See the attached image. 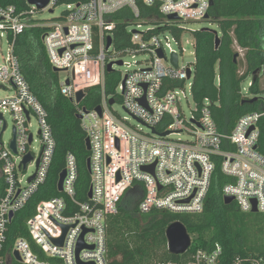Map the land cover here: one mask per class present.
<instances>
[{"label":"built area","instance_id":"obj_1","mask_svg":"<svg viewBox=\"0 0 264 264\" xmlns=\"http://www.w3.org/2000/svg\"><path fill=\"white\" fill-rule=\"evenodd\" d=\"M46 1L47 6L40 11L25 0L28 9L23 11L13 5H0V38H6L8 46L0 65V90L12 91V96L0 99V178L4 184L0 196V264H9L14 252L18 253L22 264H107L106 219L117 214L129 191H132L131 197L139 195L140 214L153 210L199 214L217 160L222 174L230 179L221 190L222 199L233 198L232 203L242 213H251L255 202L257 213H264V157L257 152L258 124L264 118V105L258 111L241 116L227 137L217 130L207 99L196 106L189 120L185 119L180 96L186 98L183 91L186 82L191 92L193 68L180 67L179 55L184 49L178 53L171 47V42L180 46L181 39L169 33L145 38L143 33L127 30L133 47L110 54L109 63L121 61L126 55H148L142 67L120 77L116 89V94L117 90L121 92L122 110L128 117L116 114L112 109L115 102L109 104L113 98L104 95L105 58L113 48L114 15L128 10L133 20L138 19L140 2L155 8L165 24L172 22L167 19L170 15H175L182 23L199 22L208 15L211 0H86L63 4L66 10L58 20L40 26L46 29L42 40L51 68L66 74L64 79H59L61 95L79 105L75 103L77 93L85 94L94 87L100 88L102 93L100 116L94 109L78 112L90 145L88 194L91 192V197L87 194L86 202L76 201L77 165L75 158L68 155L62 171L65 173L62 192H58L61 196L41 201L26 223L31 242L46 260H40L30 242L23 238L16 239L2 256L13 219L10 220L9 215L14 217L23 210L45 184L54 157L55 140L47 112L30 91L13 54L16 37L30 28L29 18L34 19L36 12L53 13L58 7L59 0ZM108 37L111 46L106 50ZM95 41L98 53L93 56ZM159 50L163 58H159ZM172 54L177 55V68L171 63ZM188 70L190 79H187ZM7 117L11 121L12 137L4 142L3 135L9 128ZM32 119L37 122L36 133L31 131ZM164 133L168 134L162 136ZM182 133H186L189 140L174 139ZM13 140L15 152L11 149ZM225 141L234 150H223ZM36 142L39 143L37 154L33 146ZM27 155L32 160L24 168ZM151 166L152 174L142 170ZM29 168L33 171L27 175ZM135 185L141 187L135 188ZM61 238L59 246L54 241ZM80 239L84 247L77 252ZM157 264H264V260L238 257L229 263L224 259L221 246L215 244L210 250H194L183 263Z\"/></svg>","mask_w":264,"mask_h":264},{"label":"trees","instance_id":"obj_2","mask_svg":"<svg viewBox=\"0 0 264 264\" xmlns=\"http://www.w3.org/2000/svg\"><path fill=\"white\" fill-rule=\"evenodd\" d=\"M85 1L59 0L57 6ZM213 1L214 4L208 12L209 21L218 26L221 43L216 49L212 32H192L195 62L191 93L196 106H200L206 99L209 100V109L217 130L227 137L241 116L258 111L264 105L258 97L264 91L260 90L256 77L257 69L261 70L260 74H264V55L260 47L261 38L264 37V0ZM0 5H13L21 11L28 9L24 0H0ZM138 19L151 25L143 33L145 38L169 33L180 40L185 32L182 22L172 21L165 24L155 8L146 7L140 2ZM112 22V47L115 52L122 53L132 48L131 34L127 31L129 25L133 24L130 12H119L112 17ZM29 24L30 28L16 37L13 54L30 91L47 112L55 140V151L45 184L25 208L14 215L9 224L1 255L7 254L16 239L23 238L30 242L32 251L40 260H46L31 242L26 223L33 217L41 201L61 196L56 186L68 155L75 158L77 165L75 199L77 202L87 201L89 151L81 120L77 116L79 109L91 111L101 105L102 93L97 87L88 89L79 105L61 95L59 74L53 72L42 40L46 29L33 18H29ZM233 45L244 51L242 71L234 59ZM97 53L98 45L95 41L92 55ZM109 59L110 53L107 52L105 64L110 62ZM248 77L252 79L248 93L256 98L251 104L248 102L253 98H244L241 87ZM119 82L118 72L104 73V95L112 97L115 103L120 102V96L116 94ZM172 85L182 86L181 83ZM258 128L257 152L264 157V118L260 120ZM222 149L234 150V147H230L225 141ZM216 163L211 186L199 214H177L165 210L140 214L138 202L130 209L121 202L117 214L106 219L107 264L183 263L194 250H210L215 244L221 246L224 259L229 263L238 257L253 256L264 260V213H242L235 203L224 204L221 190L230 179L222 174L219 160ZM3 187L0 180V196ZM174 222L182 223L193 237L189 250L181 256L169 254L166 247L165 230ZM9 264L22 263L12 259Z\"/></svg>","mask_w":264,"mask_h":264},{"label":"rangeland","instance_id":"obj_3","mask_svg":"<svg viewBox=\"0 0 264 264\" xmlns=\"http://www.w3.org/2000/svg\"><path fill=\"white\" fill-rule=\"evenodd\" d=\"M66 10L65 5H60L56 7L53 10V13H49L47 10L43 11L41 13H35L34 19L39 21L41 25L44 24H50L53 23L54 21L58 20L64 11ZM140 25L139 28L137 26ZM181 25L184 27L185 32L182 35L181 41H180V46H175L173 42H171V47L180 53V49H184L183 53H180L179 55V66H187L189 65L190 67L193 68V64L195 62V55H194V39L192 36V32L195 31H201L202 29H208L212 31H216L219 33L218 26L215 23H212L211 21H199V22H184L181 23ZM151 28L150 24H146L143 21H140L139 19H134L133 24L129 25L128 31L132 32L134 30L144 33L147 30ZM219 35V34H218ZM7 43H6V38H0V65L3 64V61L7 55ZM232 51L234 52L236 56V62L240 65V71L243 70V67L241 66V63L244 61V51L240 50L236 45L232 46ZM115 50L114 48H111L109 53L112 54L114 53ZM166 54L168 55V50H166ZM134 56V57H132ZM121 61L124 63L123 66H114L113 69L114 71L118 72L120 74V77L122 78L127 71L140 68L144 64V61L148 59V55L145 53H140V54H134V55H126L120 58ZM127 65H130L127 67ZM261 71V70H260ZM260 71L257 72L256 77L259 80V88L261 91H264V74H260ZM66 77V74L64 73H59V79L62 80ZM252 81L251 77H248L243 83H242V95L244 98H253L248 93V87L250 82ZM183 91L186 95V98L180 96V108L182 111V114L184 115V118L189 120L190 117L192 116L193 112L196 110V105L193 101L188 82L185 83ZM117 94L120 96L121 92L120 90H117ZM12 96V91L11 90H0V99H4L6 97ZM262 101L264 102V92L261 93L258 96ZM113 111L118 114L120 117H128L125 112L122 110L121 102H116L113 107ZM8 122V130L6 133L3 135V141L8 142L11 137H12V125L10 119L7 117L6 118ZM132 125L136 126V123L131 122ZM31 131L33 133H36L37 130V122L35 119H32L31 121ZM36 140L38 139L37 137L35 138ZM174 139H181V140H189V137L186 133H182L180 136H175ZM34 153L37 154V151L39 149V143L36 142L34 145ZM33 171L32 168H29L27 175ZM139 195L135 194L133 197H125L122 201V205L127 207L128 209L131 208V206L135 203L138 202ZM191 239L193 237L190 235Z\"/></svg>","mask_w":264,"mask_h":264},{"label":"water","instance_id":"obj_4","mask_svg":"<svg viewBox=\"0 0 264 264\" xmlns=\"http://www.w3.org/2000/svg\"><path fill=\"white\" fill-rule=\"evenodd\" d=\"M26 3L29 5V6H35L37 10H43L48 2L46 0H25ZM214 4V1L211 0L210 1V7H212ZM49 13H52V11H49ZM168 20L170 21H177L178 18L175 16V15H170L167 17ZM206 21H209V15H206L205 16V19ZM201 31H210L212 32V34L214 35V43H215V47L216 49L219 47L220 43H221V39L218 35V33L216 31H212V30H208V29H202ZM133 33H135V31H133ZM111 46V38H107V42H106V50ZM157 54L159 56V58H163V53L161 50L157 51ZM237 55H234V59L236 58ZM171 63L172 65L174 66V68H177V55L175 54H172V57H171ZM122 66V62L121 61H118V62H114V63H108L105 67V72L107 73H110L112 71H114L113 69V66ZM53 72L59 74L60 71L58 69H52ZM260 69H257V72H259ZM191 77V71L188 70L187 72V79H190ZM255 81V78H253V82ZM68 84V81H66V85ZM124 84V82L122 83V85ZM85 94L83 92H79L76 94L75 96V103L76 104H80L81 101L83 100ZM256 100V98H253L251 99V101H249L248 103H253L254 101ZM109 104L110 105H113L114 104V101L113 100H110L109 101ZM98 115L100 116L101 115V109L100 107H96L94 109ZM79 120L82 119V116L81 115H78L77 116ZM252 130V129H251ZM168 133H164L162 134V136H165L167 135ZM86 147H87V150L89 151L90 150V145H89V141L88 139L86 138ZM11 149L15 152V142L14 140L12 141L11 143ZM32 160V157L30 155H27L25 158H24V161H23V166L25 168L26 164L28 162H30ZM90 167H89V161L87 162V170L89 171ZM144 172H150L151 174L153 173V166L151 167H145L142 169ZM64 176H65V173L62 172L60 175H59V179H58V183H57V191L59 193L62 192V183H63V179H64ZM88 197L90 198L91 197V192H89L88 194ZM223 202L224 204H231L233 202V198H230V197H224L223 198ZM251 213H257V209H256V206H255V202H253V208L251 210ZM13 218V214H10L9 215V219L11 220ZM67 230V227L64 228V233L66 232ZM165 238H166V247H167V251L169 254L171 255H174V256H181V255H184L190 248L191 246V237L189 235V233L187 232L186 228L184 227V225L180 222H174L172 224H170L166 230H165ZM62 241H63V238L59 239V240H56L54 241L56 244H58L59 246L62 244ZM84 247L83 245V242L82 240L80 239L79 242H78V245H77V252L82 249ZM89 248H92V247H89ZM13 258L15 261L21 263V258L20 256L18 255L17 252H14L13 253Z\"/></svg>","mask_w":264,"mask_h":264},{"label":"flooded vegetation","instance_id":"obj_5","mask_svg":"<svg viewBox=\"0 0 264 264\" xmlns=\"http://www.w3.org/2000/svg\"><path fill=\"white\" fill-rule=\"evenodd\" d=\"M261 39L262 40H261V43H260V47H261L262 54L264 55V37H262ZM0 180H1V178H0Z\"/></svg>","mask_w":264,"mask_h":264},{"label":"crops","instance_id":"obj_6","mask_svg":"<svg viewBox=\"0 0 264 264\" xmlns=\"http://www.w3.org/2000/svg\"><path fill=\"white\" fill-rule=\"evenodd\" d=\"M134 187H135V188H139V187H141V186H140V185H135ZM131 193H132V191H129V192L127 193L126 197H127V196L131 197V196H130Z\"/></svg>","mask_w":264,"mask_h":264}]
</instances>
